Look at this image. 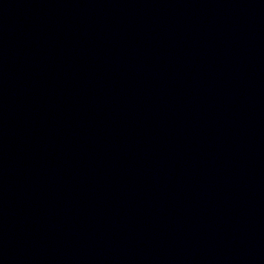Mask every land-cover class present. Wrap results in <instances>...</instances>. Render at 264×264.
<instances>
[{
	"label": "water",
	"instance_id": "95a60500",
	"mask_svg": "<svg viewBox=\"0 0 264 264\" xmlns=\"http://www.w3.org/2000/svg\"><path fill=\"white\" fill-rule=\"evenodd\" d=\"M0 264H264V0H0Z\"/></svg>",
	"mask_w": 264,
	"mask_h": 264
}]
</instances>
